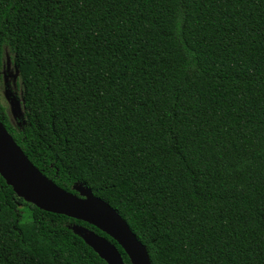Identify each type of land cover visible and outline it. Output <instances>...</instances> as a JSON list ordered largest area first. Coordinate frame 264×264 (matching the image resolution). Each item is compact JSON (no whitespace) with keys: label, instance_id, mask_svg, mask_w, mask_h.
<instances>
[{"label":"trees","instance_id":"trees-1","mask_svg":"<svg viewBox=\"0 0 264 264\" xmlns=\"http://www.w3.org/2000/svg\"><path fill=\"white\" fill-rule=\"evenodd\" d=\"M27 127L59 188L90 190L152 264H264V0H0ZM0 175V264H107Z\"/></svg>","mask_w":264,"mask_h":264},{"label":"water","instance_id":"water-1","mask_svg":"<svg viewBox=\"0 0 264 264\" xmlns=\"http://www.w3.org/2000/svg\"><path fill=\"white\" fill-rule=\"evenodd\" d=\"M32 164L0 117V175L19 198L47 213L97 228L123 249L132 264H152L148 249L109 204L90 190L78 188L79 196L66 192ZM79 230L87 245L107 264H125L118 248L108 239L90 230Z\"/></svg>","mask_w":264,"mask_h":264},{"label":"rangeland","instance_id":"rangeland-1","mask_svg":"<svg viewBox=\"0 0 264 264\" xmlns=\"http://www.w3.org/2000/svg\"><path fill=\"white\" fill-rule=\"evenodd\" d=\"M15 56L8 48L0 61L1 115L16 130L27 127V112Z\"/></svg>","mask_w":264,"mask_h":264}]
</instances>
